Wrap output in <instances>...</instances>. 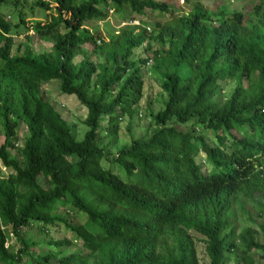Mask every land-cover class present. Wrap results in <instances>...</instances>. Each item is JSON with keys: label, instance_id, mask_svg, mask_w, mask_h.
Segmentation results:
<instances>
[{"label": "trees", "instance_id": "1", "mask_svg": "<svg viewBox=\"0 0 264 264\" xmlns=\"http://www.w3.org/2000/svg\"><path fill=\"white\" fill-rule=\"evenodd\" d=\"M20 1L0 0L17 11L14 20L0 11V164L7 168L0 174V264H198L192 232L208 264H252L251 252L264 255V225L237 230L234 217V205L247 201L264 215V1L246 19L241 10L209 12L191 1L177 14L164 0H31L28 10L44 9L32 24ZM123 6L167 12L171 20L153 21L154 32L129 23L96 42L85 22ZM13 35L24 36L14 48ZM141 45L151 55L131 58ZM144 63L160 77L162 106L148 111V134L128 132L127 142L108 151L99 139L132 115ZM51 78L85 108L80 138L41 89ZM18 120L26 130L19 143ZM56 223L81 250L63 252L68 237L19 232ZM8 234L15 248L5 244Z\"/></svg>", "mask_w": 264, "mask_h": 264}, {"label": "rangeland", "instance_id": "2", "mask_svg": "<svg viewBox=\"0 0 264 264\" xmlns=\"http://www.w3.org/2000/svg\"><path fill=\"white\" fill-rule=\"evenodd\" d=\"M168 5L171 6L174 12L177 14L182 10H188L190 8L191 2H199L204 7L207 8L209 12L218 11V10H241L244 12L245 18H250L252 16V7L258 1L264 0H164ZM29 4H31V0H22L20 1L16 7L23 8V15L25 21H30L32 24L34 19H44V9L41 6H33L32 10H28ZM27 7V8H26ZM0 11L3 15H9V20H14L16 18L17 11L12 10L11 4L2 3L0 4ZM171 17L167 12L157 13L155 11L143 10L142 13H138L136 11L129 10L127 6H123L121 9H115L111 7L107 9L104 15L99 19H90L85 22V26H87L92 33L96 34L95 40L103 38L106 39L108 35L115 32L118 28L122 26H129L130 24H134V30L141 29L145 27L146 30L150 32H154L153 21H170ZM130 23V24H129ZM29 24V25H31ZM30 34L31 39L35 42L38 37H36L33 33L27 32ZM24 36L13 35L14 44L12 48L15 47V44L18 40H21ZM39 41V40H38ZM151 46H156L153 40L149 39ZM82 46L86 48L91 47V43L84 42ZM152 48L144 49L143 46H139L134 48V51L131 55L133 57H146L150 56L152 53ZM79 55L74 57V60H77ZM150 59V58H149ZM150 61V60H149ZM142 76H143V84L141 89V94L136 101L131 103L132 115L124 113L122 117L119 119V127L114 136H102L99 139V143L102 144L108 151H115L118 146L122 143L127 142L128 140V132L132 133L135 136H142L148 134L150 129L153 127L152 120L148 114L149 110L155 111L156 109L162 106V101L165 96V93L161 90L159 86L160 77L150 69L149 64L146 65L144 63L141 67ZM233 81H227L223 88V93H228L233 87ZM41 89L45 95V97L54 104V106L61 112V114L66 119L72 133L76 138H80L82 135L85 126L81 122V118L84 116L85 108L84 106L78 102L73 94H66L59 90L58 88V79L51 78L49 80L44 81L41 84ZM26 130L24 123L18 120L17 125V136L19 143L21 140V136L25 135ZM209 139L207 138V141ZM9 155L13 157H17L19 159V154L15 148L9 149ZM200 162L203 161V153L200 152L197 157ZM101 163L103 165H107V161L102 160ZM205 165L209 167V164L205 162ZM7 172V168L0 164V174H5ZM258 196V194L256 195ZM256 206L253 202H243L242 204L234 205V217L237 223V230L244 226H252L254 228H258L259 224L264 225V215H258L256 211ZM72 211V212H71ZM68 214H71V217L75 220L82 221L84 215L76 210L69 209ZM19 232L22 236L26 238L33 239H43L47 236H52L54 238L68 237L71 239L72 244L66 247L63 252H68L70 250H81V246L79 244L78 239L72 237L71 232L65 228L61 223H56L51 225L48 228V231H40L36 225L32 226H24L19 229ZM195 252L198 260V264H208V258L204 251V242L199 239L200 234L196 232H192ZM234 243L239 247L241 246L240 241L235 239ZM5 244H11L13 248H15L18 244V241L12 236L9 235L5 239ZM36 251L41 250L40 245H36L34 248ZM253 257L252 264H264V255L260 254L257 251L250 253ZM24 258H28V255H25ZM51 264H55L52 262Z\"/></svg>", "mask_w": 264, "mask_h": 264}, {"label": "clouds", "instance_id": "3", "mask_svg": "<svg viewBox=\"0 0 264 264\" xmlns=\"http://www.w3.org/2000/svg\"><path fill=\"white\" fill-rule=\"evenodd\" d=\"M107 9H110L111 10V7H108ZM9 17V15L8 14H6V18H8Z\"/></svg>", "mask_w": 264, "mask_h": 264}, {"label": "built area", "instance_id": "4", "mask_svg": "<svg viewBox=\"0 0 264 264\" xmlns=\"http://www.w3.org/2000/svg\"><path fill=\"white\" fill-rule=\"evenodd\" d=\"M149 60H150V59L148 58V59H147V62H148Z\"/></svg>", "mask_w": 264, "mask_h": 264}]
</instances>
